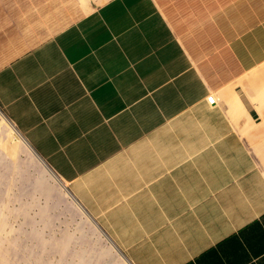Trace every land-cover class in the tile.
Returning <instances> with one entry per match:
<instances>
[{
	"label": "crops",
	"instance_id": "obj_1",
	"mask_svg": "<svg viewBox=\"0 0 264 264\" xmlns=\"http://www.w3.org/2000/svg\"><path fill=\"white\" fill-rule=\"evenodd\" d=\"M0 108L107 238L264 264V0H0Z\"/></svg>",
	"mask_w": 264,
	"mask_h": 264
},
{
	"label": "rangeland",
	"instance_id": "obj_2",
	"mask_svg": "<svg viewBox=\"0 0 264 264\" xmlns=\"http://www.w3.org/2000/svg\"><path fill=\"white\" fill-rule=\"evenodd\" d=\"M4 118L0 114V264H127L89 224L60 178L10 135ZM6 142L16 146L13 153ZM111 239L136 264L179 261L171 248L160 250L162 238L157 245L148 238Z\"/></svg>",
	"mask_w": 264,
	"mask_h": 264
},
{
	"label": "water",
	"instance_id": "obj_3",
	"mask_svg": "<svg viewBox=\"0 0 264 264\" xmlns=\"http://www.w3.org/2000/svg\"><path fill=\"white\" fill-rule=\"evenodd\" d=\"M0 113L5 117V119L9 122V124L15 129V131L18 133L17 135L21 138L23 144H25L26 148L30 151V153L35 157L36 161L39 162L45 170H47L50 174L54 175L57 180L59 177L56 175L54 170L50 167V165L45 161V159L36 152V150L31 146V144L28 142V140L23 136V134L18 130V128L11 122V120L5 115V113L0 108ZM59 182L63 185V187L67 190V192L70 194L68 188L66 185L59 179ZM112 246L115 248L119 256L122 258V260L127 264H133L130 259L121 251V249L113 242L111 238H106Z\"/></svg>",
	"mask_w": 264,
	"mask_h": 264
},
{
	"label": "bare ground",
	"instance_id": "obj_4",
	"mask_svg": "<svg viewBox=\"0 0 264 264\" xmlns=\"http://www.w3.org/2000/svg\"><path fill=\"white\" fill-rule=\"evenodd\" d=\"M4 120L7 121L5 118H4ZM9 127H10V135L14 136L18 140V142H20L21 138L17 135L18 133L15 131V129L11 125H9ZM3 145H5L6 150L8 152H10V153H13L15 151V149H16V146L13 143L9 144L8 142H6ZM39 183L42 184L43 182L39 181ZM246 200L247 199L245 197H243L237 203L243 204V203L246 202ZM255 200H257L255 198V196H251V200L250 201L252 202V201H255ZM229 204L232 205V201H229ZM206 218H207V220L219 221V220H221L223 218V215L217 213L216 211H208V212H206Z\"/></svg>",
	"mask_w": 264,
	"mask_h": 264
},
{
	"label": "built area",
	"instance_id": "obj_5",
	"mask_svg": "<svg viewBox=\"0 0 264 264\" xmlns=\"http://www.w3.org/2000/svg\"><path fill=\"white\" fill-rule=\"evenodd\" d=\"M209 100H210L211 102H215V101L217 100V98H216V96H215L214 93L211 94V95L209 96Z\"/></svg>",
	"mask_w": 264,
	"mask_h": 264
}]
</instances>
